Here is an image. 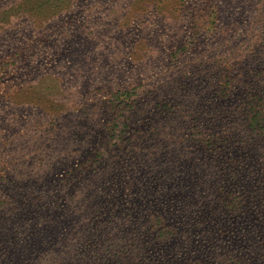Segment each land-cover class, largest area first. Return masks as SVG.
Wrapping results in <instances>:
<instances>
[{"label":"rangeland","instance_id":"rangeland-1","mask_svg":"<svg viewBox=\"0 0 264 264\" xmlns=\"http://www.w3.org/2000/svg\"><path fill=\"white\" fill-rule=\"evenodd\" d=\"M70 12L25 23L27 42L0 21V197L19 201L0 264H264V0ZM173 195L166 225L186 231L163 242L154 205Z\"/></svg>","mask_w":264,"mask_h":264},{"label":"trees","instance_id":"trees-1","mask_svg":"<svg viewBox=\"0 0 264 264\" xmlns=\"http://www.w3.org/2000/svg\"><path fill=\"white\" fill-rule=\"evenodd\" d=\"M3 3H4V5L0 6V9H3V12H0V21L3 22L2 23L3 27L6 26V29L4 30L5 32H6V30L11 29L12 24L14 25L15 21L18 22V27H19L17 34L24 27L25 23L32 22V24H34V25L37 24L39 26V29L42 30L40 32V35H44L47 33V31L43 29L44 24L48 25L49 23L50 24L54 23V21L57 18H59V16L61 14H63L64 12H67V14H71L70 11L72 10V8H73V12L75 10H77V8H79L81 0H3ZM10 13H12L13 16H10ZM9 24H11V27H9ZM16 27H17V25H15L14 29ZM257 27H258L259 31L250 32V34H249L250 39H251L250 44H253L259 50H262V48H260L257 45V39H261L262 42L264 43V37H263L264 32L261 31L262 27L260 26L259 23H257ZM1 35L2 34L0 31V36ZM13 38L16 39V41H18L19 39H22L25 42L30 41L28 36H24V34L23 35L18 34V35L13 36L12 38H8V41L12 40ZM43 41L44 40H37V42H40V43H43ZM241 41H245L244 37L242 38ZM7 45L8 44L6 42H3V41L0 42V48L1 47L3 48ZM52 47H53L52 44L49 45L48 50H46V52H44V54H49L48 52L52 49ZM8 48L11 49V47H9V46H8ZM39 49L43 51L47 48H46V46H40ZM251 51L252 50H250V52ZM247 74H249V73H247ZM263 86H264V82H260L259 88L261 91H264ZM242 95H243L242 93H238V96L241 97L240 99H243V101H247L248 98H242L243 97ZM249 103H250V101L248 100L247 105ZM253 103H254V100H253L252 104ZM252 108H253V105H252L251 109ZM252 112H254L255 114L253 115L254 118L251 120V122L253 124H256L259 122V117H260L259 114L262 112V110L259 109V110L255 111L254 109H252ZM220 137L223 138V140L225 142L227 141V139L225 138L226 136H220ZM214 140H215V142H217V138H215ZM95 157H97V159H101L102 155L97 154ZM236 162L237 161L234 160L233 158H229V160L225 162V165L228 164L230 168H233V165H235ZM223 169L224 168H217V171H215V173L220 175L221 172L223 171ZM85 170H86V168L81 170L80 173L84 172ZM223 176H225V178L224 179L219 178V182L226 183L228 180V179H226L227 174H223ZM229 187L230 188L233 187V184H230ZM232 192L233 191H231L229 189L222 191V196L220 198L223 202V205H221L222 209H224L225 207L229 208L230 206H233L232 204L234 203L233 202L234 200L232 199ZM173 197L174 198H172V200H171L173 204L170 203L166 208H161L160 210H158L159 207L154 205V209L156 212V218L155 219L157 222L156 227L160 229V230H158V232L161 233L159 235V237H157V238L163 239V242L172 240L173 237H175L176 235H178L180 233L182 235V233L184 231H186V230L181 229L175 235L176 232H173V230H169V226L166 225L168 223V218L170 217V215H169L170 209H171V207H173V205L176 201L175 199H177L175 195H173ZM157 199L158 198H156L153 201L156 202ZM18 203H19V201L17 200V198L13 197L11 195L0 197V213L2 214L3 210L5 212V210L7 208L9 210L16 208ZM19 205L23 206L21 204H19ZM2 219H3V217L0 216V233L1 234L6 233L8 231V228H10L11 225L16 226V224H19L18 221L11 222V223L8 222L7 224H4L2 222ZM221 232H222V234L227 233L225 229H223ZM226 236L228 237V234H226ZM251 260L254 262V264H262L263 263V257L260 256V254L258 256L257 255L252 256ZM238 264H241V263L238 262Z\"/></svg>","mask_w":264,"mask_h":264}]
</instances>
